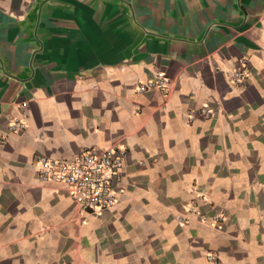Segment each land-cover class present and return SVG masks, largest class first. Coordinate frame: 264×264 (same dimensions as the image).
<instances>
[{
  "label": "crops",
  "instance_id": "crops-1",
  "mask_svg": "<svg viewBox=\"0 0 264 264\" xmlns=\"http://www.w3.org/2000/svg\"><path fill=\"white\" fill-rule=\"evenodd\" d=\"M156 71L167 90L138 91ZM109 145L126 151L112 208L82 215L40 181L37 156ZM208 252L264 264V0H0V264Z\"/></svg>",
  "mask_w": 264,
  "mask_h": 264
},
{
  "label": "built area",
  "instance_id": "built-area-1",
  "mask_svg": "<svg viewBox=\"0 0 264 264\" xmlns=\"http://www.w3.org/2000/svg\"><path fill=\"white\" fill-rule=\"evenodd\" d=\"M238 63L239 65L230 71L229 80L240 85L248 78L249 68L245 58L239 59ZM167 87L168 78L165 73L156 71L152 78L139 83L137 90L158 88L165 92ZM27 102H21V106L25 107ZM200 113L204 117H209L214 114V110L202 107ZM24 128V122L19 120L13 121L10 125V129L16 132ZM125 152V148L115 145L92 147L68 158L37 156L35 164L40 181L61 185L77 203L80 214L101 213L118 202L117 195L120 189L117 184L121 177ZM187 211L191 212L192 209L189 208ZM220 219L221 216L203 217L201 221L214 226ZM188 220L189 217L180 218L181 223ZM206 257L209 264H218L214 253L208 252Z\"/></svg>",
  "mask_w": 264,
  "mask_h": 264
}]
</instances>
